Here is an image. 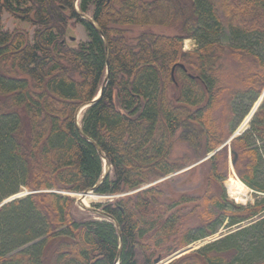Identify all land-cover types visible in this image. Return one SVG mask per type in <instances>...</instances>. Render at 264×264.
Returning <instances> with one entry per match:
<instances>
[{
    "label": "trees",
    "instance_id": "16d2710c",
    "mask_svg": "<svg viewBox=\"0 0 264 264\" xmlns=\"http://www.w3.org/2000/svg\"><path fill=\"white\" fill-rule=\"evenodd\" d=\"M3 13L32 37L5 30ZM72 21L88 35L76 47ZM127 27L174 33L132 45ZM263 92L264 0H0V205L32 192L0 207V264H155L220 229L169 264H264V104L228 144L238 179L263 196L253 205L227 195V145L206 161L202 193L151 186L103 206L109 220L78 216L64 194L115 196L181 171L220 149ZM104 159L113 175L100 184Z\"/></svg>",
    "mask_w": 264,
    "mask_h": 264
},
{
    "label": "rangeland",
    "instance_id": "374dc122",
    "mask_svg": "<svg viewBox=\"0 0 264 264\" xmlns=\"http://www.w3.org/2000/svg\"><path fill=\"white\" fill-rule=\"evenodd\" d=\"M92 13L93 12H92V8H91L86 16L89 17V18H92ZM2 25H3V28L5 30H7V31H14L15 29L27 30V31H29L31 37H32L33 32H34V29L31 28V25L29 23L23 22V21H20V20H15L8 13H3V15H2ZM125 30H126V36H127L128 40H129L130 44H132V45H135L136 44V39L141 34H143L145 32L154 33V34H161V35L162 34L170 35V34L174 33L173 31L165 29V28H152L150 30H147V29H144V28L142 29L140 27H127V28H125ZM66 39L72 46L76 47L79 43L88 41V35H87V32L85 31V29L83 28V26H81L80 24L72 21L70 23L69 28H68V33H67ZM222 43L229 44L227 39H222ZM196 48H197V43L195 41H193V40H185L184 46H183V50L184 51H186V52L193 51ZM262 95H264V92H263ZM258 100L256 102H258ZM255 103L253 104V106L255 105ZM263 104H264V97H263V99L261 101V104H260L259 108ZM253 106L251 107L249 113L251 112ZM85 110L86 109L82 108L79 111L78 115H77L78 116L77 120H78V124L79 125H80V122H81V119H82V116H83V113L85 112ZM219 116H221V114H219ZM245 118H243L237 124V126L235 127L234 134L237 133L239 127L241 126V124L243 123ZM252 119H253V117L251 118V121H252ZM251 121L249 122V125H248L247 129H245L243 132H241L238 135H236V137L242 135L244 132H246L250 128ZM228 142H229V140L227 142H225V144L223 146L227 145L228 155H229V168H230V171H229L227 179L224 180L223 184H224V187L226 189L227 195L229 197L228 190H227V182L229 181L230 177H234L235 180H237L238 177H237L234 169L231 166V155L232 154L230 153L231 149H230V145H228L229 144ZM175 152H177V154L181 155L183 153V150L176 149ZM207 157L208 156L202 158L201 160H199V161H197V162H195L193 164L188 165L187 167H185L181 171L173 173L170 176H167V177H165L163 179H160V180H158V181H156L154 183H151L149 185L143 186L142 189H138V190H135V191L122 193V194L115 195V196L99 195V194H96L95 192H92V194L97 196L98 198L95 199V200H91L88 203L87 206H83L80 203L79 195H81V193H64V194L68 195V196H70V197H72L73 199L76 200V207L78 209V213H77L78 216L86 218L88 220L89 219L90 220H109L108 217H103L100 214H98V212H102L103 211L102 210L103 206H105L107 204H115L117 201H120V200H123V199L135 198V196H137L140 191H143V190H145V189H147V188H149L151 186L163 185L164 184V188L166 189V192H167L166 195H169L170 197H173L175 192L180 193V192H182L184 190L187 193L193 192L192 194H194V193L198 194L199 192L202 193L203 190H204L203 187H202V184H201L202 180L204 179V176L202 175V173H204V175H205V172H206V169H207L206 161L210 159V158L207 159ZM205 159H207V160H205ZM194 167H197L198 171L194 174L195 176L193 175L192 177H190V175H188L186 173L189 170H191L192 168H194ZM105 170L112 177V175H113L112 168L110 166L108 168L105 165V160H104V171ZM244 186L247 188L246 192L248 194V197L246 199V203L239 204V205H243V206L253 205L256 202L257 199L263 197L261 194H257L256 192H254L253 190L248 188L246 185H244ZM27 193H29V191L21 190V192H19L18 194H21L23 196L22 198H24L27 195ZM177 193H176V195H177ZM230 199L232 201H234L232 198H230ZM235 203L238 204L237 202H235ZM99 206H101V207H99ZM92 210H96V211H92ZM228 233H229L228 230L220 229L219 233L216 234L215 236H213L211 238H207V239H205L203 241H199V242L193 243L190 246L186 247L185 249L192 248L191 249L192 251L198 250V249L202 248L203 246H205V245H207V244H209V243H211L213 241H216L218 239L223 238ZM185 249H183V250H185Z\"/></svg>",
    "mask_w": 264,
    "mask_h": 264
},
{
    "label": "bare ground",
    "instance_id": "6f19581e",
    "mask_svg": "<svg viewBox=\"0 0 264 264\" xmlns=\"http://www.w3.org/2000/svg\"><path fill=\"white\" fill-rule=\"evenodd\" d=\"M260 104L261 101L259 99L258 102H256L253 106L251 112L247 115V117L239 127L237 131L238 134L247 129L253 113L260 106ZM227 190L229 197L232 198L235 202H237L238 204L246 203V199L248 197V194L246 192L247 188L238 179L235 180L234 177H230L229 181L227 182ZM79 198L81 205L87 206L91 200H95L98 197L93 195L92 193H88L86 196L79 195Z\"/></svg>",
    "mask_w": 264,
    "mask_h": 264
},
{
    "label": "water",
    "instance_id": "95a60500",
    "mask_svg": "<svg viewBox=\"0 0 264 264\" xmlns=\"http://www.w3.org/2000/svg\"><path fill=\"white\" fill-rule=\"evenodd\" d=\"M83 18H85L87 21L93 23V21H92L91 18H89V17H83ZM72 40H73V39H72ZM102 91H103V90H101V92L99 93L98 97H97V98H96L91 104H87V105L83 106V108H84V109H87V108H89L92 104L96 103V101H97V100L100 98V96L102 95ZM263 97H264V95H262V97L260 98V101H262ZM81 109H82V108H81ZM258 109H259V107L255 110V112L253 113L252 117L255 115V113L258 111ZM252 117H251V118H252ZM76 119H78V116H77ZM77 124H78V120H77ZM78 126H79V124H78ZM236 135H238V133H235V134L229 139V142H228V143H230L234 138H236ZM223 147H224V146H223ZM223 147H221V148L218 149L217 151H215V152L209 154L208 157H207V159L213 157V156H214L218 151H220ZM97 149H98V152L101 154V150H100L98 147H97ZM230 151H231V150H230ZM230 153L232 154V151H231ZM207 159H205V160H207ZM104 160H105V159H104ZM105 165L109 168V163H108L106 160H105ZM231 166H232V168L234 169V161H231ZM107 176H109V173L106 172V170H105V171H104V176H103L102 181H101L100 184H102V183L104 182V180H105V178H106ZM159 183H160V182H159ZM154 185H155V184H154ZM96 189H97V187H95V188H93V189H91V190H89V191L83 192V193H81V195H82V196H86L88 193L95 192ZM30 194H32V192L27 193V195H30ZM27 195H26V196H27ZM22 197H23V196H22L21 194L14 195V196L8 198L7 200H5V201L0 205V207L3 206V205H5L6 203H9V202L15 201V200L20 199V198H22ZM92 211H96V210H92ZM98 214H100V215L103 216V217H108L109 219H111V218H110L108 215H106L103 211H102V212H98ZM191 249H192V248H187V249H185V250H181V251L177 252L176 254H174L173 256L169 257L168 259H166V260H164V261H156L155 264H169V263H171L172 261H174V260H176V259H178V258H180V257H182V256H184V255H186V254H188V253H190V252H192ZM117 264H118V263H117Z\"/></svg>",
    "mask_w": 264,
    "mask_h": 264
}]
</instances>
